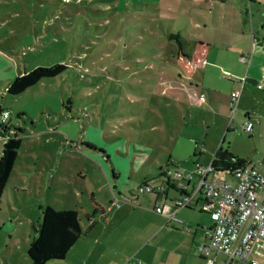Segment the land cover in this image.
Returning a JSON list of instances; mask_svg holds the SVG:
<instances>
[{
	"label": "rangeland",
	"instance_id": "1",
	"mask_svg": "<svg viewBox=\"0 0 264 264\" xmlns=\"http://www.w3.org/2000/svg\"><path fill=\"white\" fill-rule=\"evenodd\" d=\"M208 4L0 0V105L11 111L10 129L22 136L7 185L19 189L17 198L9 196L21 216L38 220L45 205L68 206L85 227L93 206L118 197L117 188L136 194L144 176L151 185L165 181L158 168L167 161L193 165L195 150L210 155L220 144L249 158L262 157L238 113L234 128L218 138L217 124L199 103L152 93L157 74L177 75L178 43L167 34L176 32L190 53L200 30L195 25ZM55 62L68 64L61 75L18 95L5 91L16 75ZM145 195L154 196L138 197ZM3 210L9 211L5 195L1 217Z\"/></svg>",
	"mask_w": 264,
	"mask_h": 264
},
{
	"label": "crops",
	"instance_id": "2",
	"mask_svg": "<svg viewBox=\"0 0 264 264\" xmlns=\"http://www.w3.org/2000/svg\"><path fill=\"white\" fill-rule=\"evenodd\" d=\"M204 1L210 4L200 15V24L195 25L200 30L194 40L207 41L211 47L203 68L194 67L191 71L190 81L200 87L203 95L196 103L211 113L218 127V138L224 139L225 130L234 128L233 118L238 113L243 130L259 146L262 157L249 158L220 144L221 148L226 155L256 166L264 165V89L256 85L264 74V0ZM234 90L238 93L232 111ZM247 120L253 121L250 131L245 130ZM217 148L210 155L195 150L193 165L178 166L186 170L195 169L196 163L207 166ZM220 178L234 181L231 175ZM18 190L10 184L4 194L9 211L3 210L4 216H0V264H31L27 249L41 217L34 220L17 212L9 192L17 198ZM117 194L116 198L109 196L106 205L95 204L104 209V216L94 219L95 225L74 243L64 259L46 264H138V260L148 264H207L197 253L196 245L206 240L205 229L212 226L213 220L201 197H196L188 207L177 208L169 193L141 198L138 194L133 198L117 188ZM159 201L161 211L156 210ZM138 207L148 209L153 218ZM250 256L264 264L263 241L254 242ZM211 257L213 264H222L225 258L224 254L214 251Z\"/></svg>",
	"mask_w": 264,
	"mask_h": 264
},
{
	"label": "trees",
	"instance_id": "3",
	"mask_svg": "<svg viewBox=\"0 0 264 264\" xmlns=\"http://www.w3.org/2000/svg\"><path fill=\"white\" fill-rule=\"evenodd\" d=\"M167 37L168 39H175L178 43V48L174 53L177 75L157 74L152 93L178 102L185 99L198 102L201 96L200 87L193 82L191 83V81L189 83V79L194 67L203 68L211 44L202 39H195L192 51L187 53L176 32H169ZM67 67L66 62H55L45 66L37 65L16 75L7 84L5 91L11 95L21 94L44 78L61 75ZM5 111L8 112L7 116H4ZM10 116L11 111L0 105V136L4 139L3 146L0 148V203L5 194L9 177L13 173L14 164L19 157L18 150L22 145V136L19 129H10L8 123ZM232 158H234L232 155H226L220 145L214 153L211 165L215 168V172L223 173L231 171L230 167L232 166L235 169L239 165L248 164L241 158H236L235 161H232ZM172 165L178 167L174 160H170L166 162L165 166H159L158 168V174L163 177L166 176L165 181L161 179L166 186H170V178L164 171L170 169ZM149 180L150 178L147 176L142 177L140 185L150 184ZM151 193L160 194L154 191ZM93 195L94 192H91V200ZM130 195L134 198L138 193H131ZM41 209L42 215L37 223L36 235L27 249L31 264H46L50 261L64 259L74 243L80 237L86 235L95 225L94 219L96 217L102 218L105 213L103 208L94 205L86 216L87 224L84 227L81 225L79 213L76 209H60L52 205H45Z\"/></svg>",
	"mask_w": 264,
	"mask_h": 264
},
{
	"label": "built area",
	"instance_id": "4",
	"mask_svg": "<svg viewBox=\"0 0 264 264\" xmlns=\"http://www.w3.org/2000/svg\"><path fill=\"white\" fill-rule=\"evenodd\" d=\"M264 74L260 75L256 85L264 89ZM237 90L231 92L232 111L235 110ZM203 99V95L200 96ZM8 112H4L7 116ZM253 121L245 122V130L250 131ZM3 144V137L0 136ZM3 146V145H2ZM1 146V147H2ZM235 157L232 161H235ZM237 160V159H236ZM222 175H231L233 182L214 176L215 168L210 164L202 166L196 163V168L186 170L181 167L170 168L164 171L170 178V186L165 184L140 185L138 194L158 192L169 193L170 189L176 192L171 200L177 208L188 207L196 197L205 201L213 224L205 229L206 240L196 245V251L213 264L211 253L224 254L222 264H259L250 256L253 244L257 240L264 242V165L245 164ZM159 201L156 210L161 211ZM138 264H148L142 260Z\"/></svg>",
	"mask_w": 264,
	"mask_h": 264
}]
</instances>
